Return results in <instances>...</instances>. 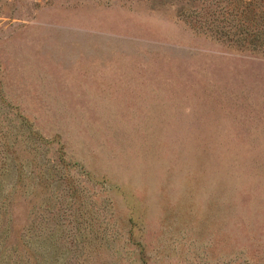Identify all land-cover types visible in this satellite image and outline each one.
Returning a JSON list of instances; mask_svg holds the SVG:
<instances>
[{"label": "rangeland", "instance_id": "374dc122", "mask_svg": "<svg viewBox=\"0 0 264 264\" xmlns=\"http://www.w3.org/2000/svg\"><path fill=\"white\" fill-rule=\"evenodd\" d=\"M231 1L0 0V264H264V40L214 34L264 0Z\"/></svg>", "mask_w": 264, "mask_h": 264}, {"label": "trees", "instance_id": "16d2710c", "mask_svg": "<svg viewBox=\"0 0 264 264\" xmlns=\"http://www.w3.org/2000/svg\"><path fill=\"white\" fill-rule=\"evenodd\" d=\"M230 5H232L231 13L232 17L238 20H243L247 23L253 22V18L250 17V14L252 13L249 9V7L255 5L253 4V0L245 1L244 0H237L236 3L231 1ZM222 22H231L229 18L222 19ZM233 22V21H232ZM232 24V25H231ZM235 27H234V26ZM219 26V25H218ZM230 28H236V31H225V29H220L215 31V35L232 43V44H242L247 43L251 47H255V44L260 43V41L264 40V30L262 28H256V27H248L244 23L237 26V24L230 23ZM243 27V28H241ZM246 27V28H244Z\"/></svg>", "mask_w": 264, "mask_h": 264}]
</instances>
